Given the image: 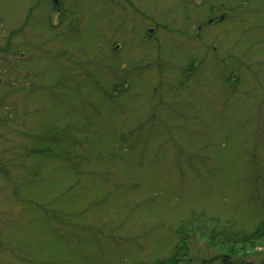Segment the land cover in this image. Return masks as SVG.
I'll return each mask as SVG.
<instances>
[{"label":"rangeland","instance_id":"rangeland-1","mask_svg":"<svg viewBox=\"0 0 264 264\" xmlns=\"http://www.w3.org/2000/svg\"><path fill=\"white\" fill-rule=\"evenodd\" d=\"M66 2L0 0V264H264L228 242L264 222V0Z\"/></svg>","mask_w":264,"mask_h":264},{"label":"trees","instance_id":"trees-1","mask_svg":"<svg viewBox=\"0 0 264 264\" xmlns=\"http://www.w3.org/2000/svg\"><path fill=\"white\" fill-rule=\"evenodd\" d=\"M14 93V92H13ZM187 225V224H185ZM188 227V226H186ZM222 232L215 230L211 231V239L214 240H218V238H220ZM260 235H264V222L260 223L257 227V229L252 232V233H246V232H238L235 233L234 236H228L229 240L228 242H230L231 244H236L237 242H241L242 244H246L247 242L249 243H254L257 238H259ZM182 240H186V237H181ZM182 245L177 244L176 246L173 247V249L171 250V252L169 253V255H167L166 257L163 258H159L156 259L152 262H144V261H137L134 264H186V259H183L185 256V251L182 250V247L184 246V242H182ZM221 255V263L222 264H233V262H231L230 260H232L230 257L227 256H231V254H220ZM219 255V256H220ZM217 256V255H216ZM228 258H230V260H228ZM242 263H238V264H250L249 261L246 262L244 260H242ZM244 261V262H243ZM205 263H211V261H206Z\"/></svg>","mask_w":264,"mask_h":264},{"label":"flooded vegetation","instance_id":"flooded-vegetation-1","mask_svg":"<svg viewBox=\"0 0 264 264\" xmlns=\"http://www.w3.org/2000/svg\"><path fill=\"white\" fill-rule=\"evenodd\" d=\"M50 2V9L52 11H60L62 12V17L61 20L64 18V15L66 14V10H67V2L66 0H48ZM27 6V7H26ZM26 10L28 12L27 17L30 15V13L33 11L34 5L33 4H26L25 5ZM225 18V15L223 14V12H218L217 9L213 8V6H209L208 8V12L206 15V22H208L209 24H213L214 22H218V21H222ZM201 25L197 24L196 25V29H200ZM20 54H17L16 57H19ZM21 55H24L21 53Z\"/></svg>","mask_w":264,"mask_h":264}]
</instances>
